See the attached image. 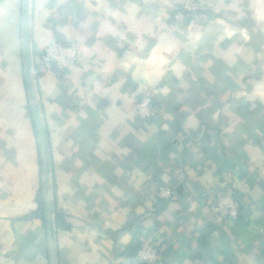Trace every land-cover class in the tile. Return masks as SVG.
<instances>
[{"label": "crops", "instance_id": "1", "mask_svg": "<svg viewBox=\"0 0 264 264\" xmlns=\"http://www.w3.org/2000/svg\"><path fill=\"white\" fill-rule=\"evenodd\" d=\"M22 0H0V264H48L37 208L41 167L28 110ZM203 29L172 0H31L37 64L45 45L80 43L65 75L38 69L58 264H134L137 237L161 231L151 264H264V0H206ZM142 90L153 116L135 115ZM236 181L239 215L208 202ZM159 182L179 197L160 204ZM137 230L135 232V230Z\"/></svg>", "mask_w": 264, "mask_h": 264}, {"label": "built area", "instance_id": "2", "mask_svg": "<svg viewBox=\"0 0 264 264\" xmlns=\"http://www.w3.org/2000/svg\"><path fill=\"white\" fill-rule=\"evenodd\" d=\"M171 18L177 19L184 15L192 20L193 26L201 30L214 20V14L210 10V3L206 0H172ZM80 43L69 41L66 44L57 41L48 42L43 48L34 72L38 69H53L66 74L73 66L85 64L80 61ZM135 115L143 121H149L153 116L152 95L148 90H142L135 101ZM155 195L158 198L170 199L173 197L171 189L165 184L156 186ZM210 212L219 221L232 220L239 215V203L237 199L236 181H229L208 202ZM161 231H149L137 237L136 247L132 262L134 264H151L162 258L159 248Z\"/></svg>", "mask_w": 264, "mask_h": 264}, {"label": "water", "instance_id": "3", "mask_svg": "<svg viewBox=\"0 0 264 264\" xmlns=\"http://www.w3.org/2000/svg\"><path fill=\"white\" fill-rule=\"evenodd\" d=\"M31 0L21 1L20 48L24 75V83L28 104L30 106L36 134L40 167L41 195L45 214V236L48 264H58L56 249V229L53 221V192L51 180V163L46 130L42 117L40 98L36 86L35 72L32 62L30 41Z\"/></svg>", "mask_w": 264, "mask_h": 264}, {"label": "trees", "instance_id": "4", "mask_svg": "<svg viewBox=\"0 0 264 264\" xmlns=\"http://www.w3.org/2000/svg\"><path fill=\"white\" fill-rule=\"evenodd\" d=\"M34 65L36 66L35 64V61H34ZM37 74H35V78H36ZM28 110L30 112V116L32 118V115H31V110H30V106L28 104ZM33 121V119H32ZM34 127V125H33ZM34 132H35V129H34ZM36 135V134H35ZM158 184H165L167 185L171 191H172V195L176 198L179 197V194H178V190L176 189V187L174 186L173 183H164V182H159ZM157 184V185H158ZM53 182H52V188H53ZM238 197V196H237ZM160 204L164 203L165 200L167 199H162V198H159L158 199ZM36 203H37V208L34 212H30L26 215V217L28 219H39L40 222H41V225L42 227L45 229V214H44V206H43V200H42V195H41V192L40 190L36 193ZM69 218H70V215L65 213L63 210H60L54 203L53 201V221H54V226H55V229L56 230H59V231H67L71 228V224L69 222ZM140 229V228H139ZM137 229V230H139ZM133 230H135L133 228ZM135 230V232L137 231ZM134 251H135V247L133 246L132 250L128 253V257L132 258L133 255H134Z\"/></svg>", "mask_w": 264, "mask_h": 264}]
</instances>
